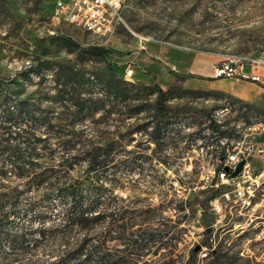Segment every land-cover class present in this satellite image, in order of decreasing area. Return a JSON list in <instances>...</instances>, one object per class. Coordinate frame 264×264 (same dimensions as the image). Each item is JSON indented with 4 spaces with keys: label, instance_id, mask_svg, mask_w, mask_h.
I'll use <instances>...</instances> for the list:
<instances>
[{
    "label": "rangeland",
    "instance_id": "374dc122",
    "mask_svg": "<svg viewBox=\"0 0 264 264\" xmlns=\"http://www.w3.org/2000/svg\"><path fill=\"white\" fill-rule=\"evenodd\" d=\"M55 2L0 0V264H62L86 238L97 245L107 236L111 242L98 257L127 256L117 229L108 233V218L89 231L74 228L65 241L51 233L65 224L71 204L56 190L75 184L87 189L82 181L86 164L68 168L86 152L87 140L98 145L114 132H134L148 122L162 123L160 139L133 133L130 146L113 152L116 162L107 173L115 175L99 172L107 178L99 183L102 193L83 194L85 205L99 200L96 212L101 216L126 213L115 226L127 224L134 237L167 232L164 240L146 244L142 251L132 248L130 262L264 264V192L254 209L241 211L249 199H235L231 207L224 194L232 188L210 172L223 148L264 146V92L251 102L230 92L235 86L259 92L264 85L187 75L173 80L166 89L168 101L160 103L153 89L159 83L138 81L136 64L125 59L157 46L199 52L200 70L220 59L264 60V0H124V25L105 38L68 25L54 27L50 15ZM61 36L82 50L97 47L109 54L91 57L66 47ZM128 66L134 69L132 76ZM258 71L264 74L263 68ZM118 80L150 89L132 94L130 112L117 105L112 121L104 111L92 116L82 110ZM128 114L124 129L116 120ZM210 119L220 126L221 137ZM8 128L21 136L6 142ZM67 143L77 145L68 150ZM9 145L18 152L7 151ZM263 166L264 158L252 161L256 174ZM108 178L122 180L123 187L113 188ZM242 189L250 192V181H242ZM257 191H264V184H257ZM216 200L222 217L214 211Z\"/></svg>",
    "mask_w": 264,
    "mask_h": 264
},
{
    "label": "trees",
    "instance_id": "16d2710c",
    "mask_svg": "<svg viewBox=\"0 0 264 264\" xmlns=\"http://www.w3.org/2000/svg\"><path fill=\"white\" fill-rule=\"evenodd\" d=\"M59 39L66 47L73 50H81L82 53L94 58H105L109 54V51L97 47H91L82 50L81 47L74 40L65 36H61ZM187 77L182 76L180 77V80H185ZM139 89L145 90L150 89V87L145 86L143 88H139L136 84L118 80L115 85H112L109 88L108 92H104L100 97H96L92 99L91 102L86 103V105L88 104L89 106H84L82 110L87 111L92 116L95 115L97 111H104L103 113H105V117H107V119H109V116L116 114V107H118L117 105H122L121 108L123 110L130 112L131 109L129 104L133 100L132 94H141L142 91ZM153 89L158 94V99L160 103H165L166 101H168V93L164 91L159 84H155L153 86ZM107 107H109L108 110H106ZM20 112L24 114L25 110L23 108H20ZM130 115L131 114H128L123 119L116 120V122L120 123L122 128L125 129L129 125L127 123V120L131 119ZM109 121L112 120L109 119ZM161 124L162 123L155 125L154 122H148L142 124L137 130H134V132H132L130 128H128V130H126L122 134L114 132V136L112 138H105V140H103L102 142H98V145L94 144L95 142L92 139L87 140L86 147H88V149L80 157V159L76 157L74 159L71 158V160H73L70 166H68V168H73L74 166L78 165L80 161L86 164L87 169L84 173L82 181L85 184L83 186H85L87 189H82V185H76L74 182L75 185L66 186L64 187V189L56 190L57 194L63 196L65 199H71V204L65 216V224H63L62 227L55 229L51 233H59L60 239L65 241L70 237L74 228L89 231V229L97 226L102 219L108 218L109 225L111 226L110 231L108 233H110L113 229H115V231L117 229L118 235L120 237L118 238V240L120 239L121 242L125 244L124 252L128 255L123 256L122 258H114L112 255H105L104 257L99 258L98 254L101 253L103 245H107L108 243H110L111 238H108L107 236L106 239L104 238L101 244L98 243L97 245H91V241L86 238L70 254L64 256L62 264H94L95 262L100 264L101 262H104L106 264H133L128 258V256L131 255L130 253L132 248H134L133 250L135 252H139L145 249L146 244H150L151 242L158 243L165 239V235L167 234V232H163L162 234L156 235V231H144L141 232L139 236L134 237L129 233V226L127 224L119 227L115 226L117 222L126 219V213H121L120 211L119 213L112 212L106 216H101L96 212L99 206V200L93 201L90 205H85L83 197L84 193L89 195H99L102 193L103 185L100 186L99 183L102 182L103 184V180L107 178H101L99 172H104L108 176L115 175L112 173L108 174L107 172H109V170L115 165L116 157L113 155V152L117 149L118 146H130L132 143L131 135L133 133H150L152 139H154L153 141L157 142V140H159L160 137L163 135L164 129L160 126ZM210 124L213 130L220 134L219 137H221L222 133L220 132V126L217 125L216 121L210 119ZM165 126L168 127V125ZM3 133H6L8 137L6 139V142L12 140L16 141V138L21 136L20 133L12 131L9 128ZM2 141L3 138L0 136V143H3ZM76 145L77 144L67 143L68 150L75 149ZM11 146L12 145L6 146L7 151L16 154L18 150L15 147ZM225 158L226 148H223L222 154L219 156L218 172L223 171L225 169V167L223 166ZM64 166H66V164H64ZM55 180H57V177H55ZM40 181H42V179ZM108 181L110 182L113 188H122L124 185V182H122V180L120 179L111 180L110 178H108ZM208 231L209 228H206V233H208ZM116 239L117 238H115V240ZM134 256L137 257L136 254H134ZM81 257H83V260H81ZM94 259H99V261H95Z\"/></svg>",
    "mask_w": 264,
    "mask_h": 264
},
{
    "label": "built area",
    "instance_id": "2783aa9c",
    "mask_svg": "<svg viewBox=\"0 0 264 264\" xmlns=\"http://www.w3.org/2000/svg\"><path fill=\"white\" fill-rule=\"evenodd\" d=\"M123 9L124 0H56L50 20L56 28L68 25L92 36L105 38L111 36L118 26L124 25ZM259 68L264 69L263 59L246 57L237 60H224L214 69L212 79H235L239 82L264 85V74L258 71ZM173 69L175 70V68ZM127 74L128 76L134 74V69L131 66H128ZM256 158H264V146L237 143L231 149H226L223 166L225 169L228 168L229 172L225 169L218 172L219 157L215 161L216 165L214 164L210 170L217 180L232 188L230 192L224 194L226 202L231 207H233L235 199H249V207H239L241 211L254 209L255 200L260 192H264L257 191V184H263L264 166L256 174L252 168V161ZM242 161L246 162L243 171L237 177H232L231 174ZM242 181H250V192H243ZM213 207L216 214L222 217L221 203L216 200Z\"/></svg>",
    "mask_w": 264,
    "mask_h": 264
},
{
    "label": "crops",
    "instance_id": "0c3cea01",
    "mask_svg": "<svg viewBox=\"0 0 264 264\" xmlns=\"http://www.w3.org/2000/svg\"><path fill=\"white\" fill-rule=\"evenodd\" d=\"M126 63L132 62L136 64V75L138 81L151 84L152 80L158 82L160 87L166 91L171 85L174 79H180L182 76L195 75L201 76L205 80H213L212 76L214 69L224 60H218L209 63L207 69L200 70L199 61L200 53H186L174 48H162L157 46H150L149 50L145 53L138 52L136 56H126ZM130 59V60H129ZM125 63V64H126ZM175 68V70L173 69ZM149 73L148 75H144ZM220 81V80H216ZM256 86V85H255ZM258 92L256 88L251 86L249 90L241 89L240 87L231 88L230 92L237 99L245 102H251L257 98L258 94L264 92L263 88H259Z\"/></svg>",
    "mask_w": 264,
    "mask_h": 264
},
{
    "label": "water",
    "instance_id": "95a60500",
    "mask_svg": "<svg viewBox=\"0 0 264 264\" xmlns=\"http://www.w3.org/2000/svg\"><path fill=\"white\" fill-rule=\"evenodd\" d=\"M246 162L242 161L241 163L238 164L236 170L231 174L232 177H237L242 171L245 166ZM227 172H229V169H225Z\"/></svg>",
    "mask_w": 264,
    "mask_h": 264
},
{
    "label": "bare ground",
    "instance_id": "6f19581e",
    "mask_svg": "<svg viewBox=\"0 0 264 264\" xmlns=\"http://www.w3.org/2000/svg\"><path fill=\"white\" fill-rule=\"evenodd\" d=\"M263 184H264V180H263Z\"/></svg>",
    "mask_w": 264,
    "mask_h": 264
}]
</instances>
